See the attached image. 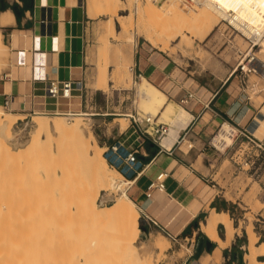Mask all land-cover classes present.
Wrapping results in <instances>:
<instances>
[{
  "label": "rangeland",
  "instance_id": "rangeland-1",
  "mask_svg": "<svg viewBox=\"0 0 264 264\" xmlns=\"http://www.w3.org/2000/svg\"><path fill=\"white\" fill-rule=\"evenodd\" d=\"M85 1L92 20L87 28V69L84 82L86 90L90 95L92 94V99L83 110H79L88 113V115H82L79 120L84 132L86 134L92 132L98 143L105 148V142L110 143L114 135L119 133V125L123 127L122 130L129 125L128 116L130 114L136 112L145 114L138 106L137 84L141 77L132 69L136 53L141 45L161 50L180 65L184 74H187L186 77L191 76L209 87L219 86L233 73V77L238 76L240 79L241 67L237 72L234 70L250 52V43L246 36L232 29L220 16H214L215 22L211 19L214 23L213 29L206 38L199 39L201 33L199 35L198 33L203 29L196 28L194 30L196 35L192 31L186 32L181 37L169 40L168 48L162 49L145 38L144 30L146 31L149 22L155 19L157 12L169 11V7L161 8L163 0H119L115 5L116 13L114 11L106 13L97 9L99 7L97 3L101 0ZM4 3L14 6L21 1L4 0ZM89 4L92 5V9ZM2 5L0 2V9ZM141 14L143 19L139 18ZM119 17H122L126 27L123 23V25L117 23L116 19ZM109 19L114 22V32L110 30L111 21ZM142 20L144 22H141ZM141 24L147 27L143 25L142 28ZM140 27L145 29L142 30ZM1 29L0 36L3 46V41L7 43L8 31L3 27ZM106 41H108V50L103 51ZM261 44L262 42L254 47L253 53L259 55L263 61L264 52H261L263 49ZM7 58L8 51L3 52L0 47V76L7 65ZM105 66H107L108 77L106 85L99 76L100 69ZM257 79L256 75L250 76L251 83ZM99 86L102 89H98ZM257 89L255 92L248 89L247 93L259 106L258 111L260 112L264 107V103L260 105L262 99L260 95L264 93V84L259 85ZM241 91L243 93L242 86ZM190 97L170 100L185 108ZM0 107H2L1 103ZM3 109L5 112L13 113ZM19 115L22 119L13 124L12 137L3 140L0 146V207L3 210L7 207L12 208L8 210L9 212L4 210L8 218L3 215L2 220L6 217L3 222L7 225L1 227L0 232L3 230L1 234L6 236L5 240L8 242L5 243L4 240L3 242L8 243V247H13L16 243L15 246L21 247V250L29 248L40 253L74 256H76V245H78L81 249H87L90 253L101 256L108 262L116 260L126 263L118 243L119 226L117 222L99 224L78 212L74 205L70 206V210L65 202L60 203L61 196L67 197L68 202L75 201L78 200V195L84 187H95L94 177L81 157L76 160L75 176L69 179H56L53 165L58 164L59 161L49 154L45 135L32 149L19 152L7 150L8 145L23 147L28 143L35 127V116H41L49 121L60 119L66 123L77 121V119H73L74 116L70 115L40 112H32L26 117L23 114ZM257 120V117L252 119L244 127L248 130L247 136L238 131L236 139L234 138L233 143L225 150L214 145V138L220 131L221 124L211 136L204 140L198 151L199 154L204 151L198 163L194 164L198 169V174L207 184L215 189L218 188L217 205L220 207L217 208L220 211H228L234 226L237 227L234 239L228 244L229 246L221 249L220 259L205 261L202 258L203 264H246L244 256L249 251L247 229L249 230L250 227L257 235V244L264 242V137L255 136L249 128V126L254 127ZM165 123L170 129L171 123ZM109 168L110 172L114 170V168ZM46 171H49V176ZM100 193L99 199L105 204L113 203L117 196L114 191H101ZM174 209L170 214L174 213ZM210 211L211 207L206 205L196 220L198 226L193 224L188 235H179L171 240L165 236L166 232L171 234L169 228L164 227V232L153 223L148 224L145 220L141 221L144 218L140 213V227H146L147 231L141 229V237L135 243L139 246V255L144 264H148L147 260L151 261L149 262L151 264H181L190 253L195 255L199 244V233L206 235L200 229L201 222H204ZM182 213L184 217L189 214L187 210ZM3 222L0 221L2 224ZM218 229L220 235L225 238L223 225H220ZM158 233L163 235L158 238L159 242L163 245L168 243L164 252H161L154 244ZM8 237L10 239H7ZM208 239L211 240L209 237ZM214 244L217 247V243L214 242ZM15 246L13 249H16ZM206 251L204 249V252ZM260 258L264 259V257Z\"/></svg>",
  "mask_w": 264,
  "mask_h": 264
},
{
  "label": "crops",
  "instance_id": "crops-1",
  "mask_svg": "<svg viewBox=\"0 0 264 264\" xmlns=\"http://www.w3.org/2000/svg\"><path fill=\"white\" fill-rule=\"evenodd\" d=\"M20 1L18 4L23 7L24 2ZM2 4L1 11H4L7 4ZM91 20L85 0H27V8L20 13V17L17 18L15 14V22L3 27L8 31L7 43L2 40L5 52L8 51V60L0 76L2 107L6 109L7 98H13L7 110L25 117L32 112L50 114L84 109V103L80 105L78 98H50L46 95L45 84L54 78L65 80L84 77L87 69V28ZM132 69L161 88L169 100H180L192 94L185 105V109L193 116L189 125L180 130L178 140L171 148L151 142L146 144L148 156L142 157L146 163L152 158L154 161L147 165L127 191L138 205L143 220L157 225L163 231L164 227L169 228L171 234L166 232L165 236L171 240L179 235H188L190 229L187 233L186 230L206 205L216 209L220 207L217 205L218 188L207 184L194 166L204 155V151L201 154L198 152L204 140L221 124L230 122L244 128L256 117V125L249 128L255 136L264 137V107L259 112V106L252 99L244 97L240 79L238 76L233 77L234 73L219 86L209 87L191 76L186 77L187 74L176 61L151 46L141 45ZM260 97V105H263L264 93ZM114 138L131 144L135 143L136 135L129 129L127 133L115 134ZM113 142L114 139L110 143ZM162 172L168 173L166 191L147 199V185ZM161 194L163 199L158 200ZM173 209L176 214H170ZM183 210L193 215L186 223ZM198 240L195 255L190 253L181 264H203L202 258L205 261L214 259L211 252L216 248L214 242L212 250L208 251L206 242L209 239L198 235ZM201 242L203 247L199 251ZM204 249L208 252H204Z\"/></svg>",
  "mask_w": 264,
  "mask_h": 264
},
{
  "label": "bare ground",
  "instance_id": "bare-ground-1",
  "mask_svg": "<svg viewBox=\"0 0 264 264\" xmlns=\"http://www.w3.org/2000/svg\"><path fill=\"white\" fill-rule=\"evenodd\" d=\"M118 1L119 0H101L100 3H97L99 6L97 9L106 13L113 11L116 13L117 10L115 5L118 4ZM254 1L256 3L255 7L248 10L250 15L254 17L252 18V22L257 20L259 21L261 19L260 13L261 11H264V0ZM239 6H245L244 0H206L198 7L194 8L186 5L183 0H163L161 8L163 9L169 7V11L157 12L155 19L152 20V22H149V26L146 28V31L144 30L145 28L142 29L144 24H141L142 28H140L144 30L145 38L149 42L153 43V45H159L162 49H164L168 48V42H170L169 40L181 37L183 34L185 35L186 32L192 31L193 34H195L194 30H196V28L199 30L200 28L203 29L201 32L197 30L199 33L195 31L198 35L201 33V37L199 39L206 38L213 29L214 23L211 19H213L216 15L218 17L220 16V18L225 15L222 8L237 10ZM90 9H92V5H90ZM94 9L95 8H93V10ZM241 11L242 10H240V12ZM241 13H245V11L243 10ZM139 18L143 19L142 14ZM116 20L120 25L124 24L122 17H119ZM213 20L215 22L216 18ZM110 21V30L112 29L114 32V22L112 19ZM14 22L15 14L12 9L7 8L4 11H0V35L2 27L11 25ZM141 22L144 21L142 20ZM263 39L261 40V46H263L261 52H264ZM0 47L1 50L5 52L1 44V36ZM107 50L108 41L105 42L103 51ZM250 54H254L253 49ZM252 63L253 65L262 67L264 60L262 61L259 55H256L255 53ZM99 76L104 85H106L108 82L107 66L100 69ZM97 88L102 89L101 86ZM137 94L139 96L138 106L145 112V114L159 117L161 121L171 123L169 132L162 141L163 146L171 148L173 143L178 140L180 130L185 129L189 125L193 117L192 114L183 106L169 100L167 94L145 76H142L140 82L137 84ZM61 115L74 116L73 119H77V121H73L71 123H66L60 119L49 121L41 116H35V127L31 133L28 143L23 147H16L11 144L7 146V150L9 152H19L26 149H32L38 145V143L42 140L41 138H44L43 135H45L48 150L50 151L49 154L59 161L58 164L56 163L57 167L55 168V164L53 165L54 170L52 169L56 179H69L75 176L77 170L76 160L81 157L82 161L86 163L94 177L95 187H84V190H82L80 195H78V200L75 201L68 202L67 197L64 198L61 196L60 203L65 202L70 210V206L74 205L78 212L99 224L105 222H117V225L119 226L118 243L120 244L123 259L126 260V263L116 260L108 262L103 257L90 253L87 249H81L78 245H76V256L40 253L29 248H23L24 250H21L22 248L18 246L21 250L19 251L18 247L15 246L16 243L14 244L13 241L10 243L12 245L14 244L16 249H13L14 246L8 247V243L5 244L8 240H5L6 236L1 234L3 233L2 230L0 232V264H144V261L139 255V246L135 243V241L140 238L141 234V227L139 223L140 210L138 205L127 193V186L131 185L133 181L124 178L117 169H114L111 172L108 170L110 169V166L103 154L105 147L98 143L96 136L92 132L86 134L81 126V122L79 120L80 117L82 115H88V113L78 111L76 113L70 112L69 114ZM21 119L22 116L19 114L5 112L4 109L0 107V146H2L3 140L10 139L12 137L13 124ZM122 128L123 127H121V129ZM235 130L236 128H234L230 123L222 125L220 131L214 138V145L221 150H225V148L229 147L233 143L236 135ZM54 153H56V155H54ZM46 172L47 176H49V171ZM95 188L97 189L94 192ZM101 191L116 192L117 196L114 202L111 204L103 203L99 199ZM211 198H209V200ZM157 199L162 200V194ZM10 209L12 208L10 207ZM10 209L8 207L6 208L7 211H10ZM4 210L0 207V221L2 222L6 219V217L8 218L5 214L6 210ZM3 215L6 217L2 220V218H4ZM192 216V213L190 214L189 212V214L183 218L185 223ZM0 224V228L7 225L6 223L5 225L4 222V226L2 223ZM220 225H223L224 227L225 238H223L219 233L218 228ZM8 226L11 225L8 224ZM200 229L213 242L217 243V247L212 252L213 258L217 261L221 257V249L230 244L232 239H234L237 227L234 226L233 219L228 211H220L216 208H211L207 218L204 222H201ZM247 234L249 239V251L244 256L245 263L264 264V259L262 260L260 258L264 257V242L257 244V235L251 227L249 230L247 229ZM2 236H4V239L1 240ZM159 237H163V235L158 233L154 244L161 252H164L168 243L167 245L161 244L158 239ZM7 239L10 238L8 237ZM147 262L148 264H151L149 263L151 261L147 260Z\"/></svg>",
  "mask_w": 264,
  "mask_h": 264
},
{
  "label": "built area",
  "instance_id": "built-area-1",
  "mask_svg": "<svg viewBox=\"0 0 264 264\" xmlns=\"http://www.w3.org/2000/svg\"><path fill=\"white\" fill-rule=\"evenodd\" d=\"M183 1L186 5L193 8L204 3L206 0ZM244 2L245 6H239L237 10L222 8V11H224L225 14L222 19L232 29L246 36L250 43V52L240 61L239 66L234 70V72H237L238 68L241 67L240 82L243 93L245 94L244 97L247 100H251L252 97L249 95V93H247V90L250 89V91L255 92L259 85L264 84V63L262 64V67L253 65L252 61L254 59V54H250L251 50L259 45V43H261V40L264 38V11H261V19L259 21L257 20L255 22H252V18L254 17L250 15V12H248V10L254 8L256 3L254 0H244ZM240 10H244L245 13H241L242 11L240 12ZM251 75H256L258 77L257 81H255L254 83L250 82ZM257 90L263 91L262 89ZM45 91L46 95L54 100H69L78 98L80 100V105L84 103L85 106H87L92 99V94L90 95L88 93V90H86L84 77L65 80L56 78L49 79L45 84ZM188 96H192V94L189 93ZM11 102H13V98H7L6 109H9L11 107ZM70 112L76 113L77 111H57L51 112L50 114H69ZM128 117L130 120L129 125L124 130H122L121 126L119 125V132L127 133V131L131 129L132 133L136 135L135 143L127 144L120 138H114L113 143L105 142L106 148L104 151V155L110 167L119 170L124 178L133 181L131 185L127 186V191L142 175L147 165L150 162L154 161V158H152L149 163H146L142 157L148 156L146 144L148 142H151L154 144L162 145L161 142L169 132L167 123L159 121V118L151 116L150 114H141L139 112H136L130 114ZM230 124L234 128H236V134L239 131L247 136L248 130L246 128L239 129V126L237 127L232 123ZM251 140L255 142L254 139L251 138ZM167 177L168 173L162 172L155 179L150 180L145 190L147 199H152L156 193H164L166 191Z\"/></svg>",
  "mask_w": 264,
  "mask_h": 264
},
{
  "label": "trees",
  "instance_id": "trees-1",
  "mask_svg": "<svg viewBox=\"0 0 264 264\" xmlns=\"http://www.w3.org/2000/svg\"><path fill=\"white\" fill-rule=\"evenodd\" d=\"M22 1L24 2V6L23 7H20V5L18 3L16 5H14V6L7 5V8H12L13 9V11L15 12L17 18H19L20 17V13L23 12V10H25L27 8V0H22ZM1 10L2 9H0V11ZM213 206H215V205L213 204ZM217 210H219V208H217ZM196 220L194 222H192V224L190 225V227L186 230V233L189 231V229H191V227L193 226V224H195L196 227L198 226ZM141 221H143V219ZM199 237L200 238H204L205 240L208 239V237L206 235H204L203 233H199Z\"/></svg>",
  "mask_w": 264,
  "mask_h": 264
},
{
  "label": "water",
  "instance_id": "water-1",
  "mask_svg": "<svg viewBox=\"0 0 264 264\" xmlns=\"http://www.w3.org/2000/svg\"><path fill=\"white\" fill-rule=\"evenodd\" d=\"M3 10H4V8H3ZM141 229L143 231H147L146 227H144V226H141ZM140 237H141V235H140ZM206 244H207L208 251H211L213 248V245H214L213 242L211 240H207ZM202 247H203V242H201L199 245V251H202ZM240 259L242 260V255L240 256Z\"/></svg>",
  "mask_w": 264,
  "mask_h": 264
},
{
  "label": "flooded vegetation",
  "instance_id": "flooded-vegetation-1",
  "mask_svg": "<svg viewBox=\"0 0 264 264\" xmlns=\"http://www.w3.org/2000/svg\"><path fill=\"white\" fill-rule=\"evenodd\" d=\"M0 2H1V4H2V3H4V0H1Z\"/></svg>",
  "mask_w": 264,
  "mask_h": 264
}]
</instances>
